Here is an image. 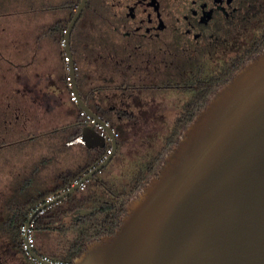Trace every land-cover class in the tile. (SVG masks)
<instances>
[{
  "label": "flooded vegetation",
  "instance_id": "1",
  "mask_svg": "<svg viewBox=\"0 0 264 264\" xmlns=\"http://www.w3.org/2000/svg\"><path fill=\"white\" fill-rule=\"evenodd\" d=\"M81 1L60 2L49 27L51 31L57 23L65 26L59 42L64 58L65 31ZM71 48L76 61L80 51L90 55L85 68L89 71H84L82 80L99 88L98 98L115 103L122 121H173L183 113L192 91L210 88L264 49V0H86L71 31ZM34 49L29 40L19 43L4 36L0 72L14 50L33 56ZM64 60L69 73V62ZM18 92L23 97L15 98ZM34 92L27 83L20 91L0 90V264H43L35 262L31 248L25 247L22 226L18 234V211L38 197L40 203L30 215L49 195L65 189L42 199L46 191L31 192L20 182L32 175L28 170L27 177L21 176L13 151L32 140L34 133L29 130L37 123L34 118L47 119L53 109L47 91L37 98ZM61 100L58 95L55 103ZM53 203L33 217L34 234L35 217ZM37 247L36 241L32 249L46 254Z\"/></svg>",
  "mask_w": 264,
  "mask_h": 264
},
{
  "label": "water",
  "instance_id": "2",
  "mask_svg": "<svg viewBox=\"0 0 264 264\" xmlns=\"http://www.w3.org/2000/svg\"><path fill=\"white\" fill-rule=\"evenodd\" d=\"M85 2L64 36L77 105L95 119H84L77 136L88 146H105L100 122L112 151L37 206L26 228L40 210L100 171L118 148L115 128L90 106L77 82L71 31ZM27 236L26 229V242ZM66 264H264V49L218 85L184 125L155 173L127 199L115 230L87 241Z\"/></svg>",
  "mask_w": 264,
  "mask_h": 264
},
{
  "label": "trees",
  "instance_id": "3",
  "mask_svg": "<svg viewBox=\"0 0 264 264\" xmlns=\"http://www.w3.org/2000/svg\"><path fill=\"white\" fill-rule=\"evenodd\" d=\"M64 28L65 26H59L58 23L52 26L51 32L59 33V42L64 35ZM62 58L65 59L63 52ZM75 62L77 82L83 97L96 112L110 122L119 134L116 153L100 171L85 181L83 188L75 189L35 217L37 249L53 259L68 262L82 252L87 241L115 230L130 195L136 192L151 174L155 173L157 166L163 160L165 151L178 139L182 128L192 119L194 113L204 105L209 94L216 89L215 85L225 82L231 76L229 73L225 74L215 84L212 83L210 88L192 91L191 97L183 107V113L177 120L161 122V124L155 120L122 121L117 116L119 109L113 105L115 103L98 98L99 88H81L78 80L82 79V72L80 65L76 60ZM62 69L60 78L65 85L66 93L70 96L68 71L66 66ZM119 87L114 85L113 88ZM78 110H80L79 107ZM83 120L84 117H76L70 122L55 125L46 131L53 136L61 134L60 143L63 148H71L78 144L82 161L76 164L75 168L62 174L60 181L63 182L54 190H47L42 199L74 183L102 160L107 148L111 145V140H108L105 146H88L80 141L68 144L67 141L74 140L80 133ZM130 158H133L134 163L132 162L128 168L127 163ZM39 203L40 199L35 197L26 209L18 211L19 235L20 228L28 219L30 211ZM20 246H22L21 242Z\"/></svg>",
  "mask_w": 264,
  "mask_h": 264
},
{
  "label": "crops",
  "instance_id": "4",
  "mask_svg": "<svg viewBox=\"0 0 264 264\" xmlns=\"http://www.w3.org/2000/svg\"><path fill=\"white\" fill-rule=\"evenodd\" d=\"M59 4L45 6L43 9L58 10ZM52 21L53 18H50L46 21L47 26H43L45 27L42 28V31L44 30V35L40 30H37L34 33H31L33 35L32 37L22 39V42L28 40L32 42L35 48L33 56L28 52L26 55L23 51L14 50V53L8 56L10 59L9 62H5L6 68L0 72V90L2 91H20L24 88L25 83H27L28 89L35 91L34 98L43 97L46 91L49 93L48 105L53 107V109L51 108L49 111L47 119L39 121V119L37 120L34 118V122L37 123L30 126L29 130L31 133H34V135L31 137V141L25 142L29 145H27L25 149L16 148V150L13 151L17 155V153H19L18 150L20 149L22 153L27 156V162H31L32 165L34 164L35 159L38 160L45 155L47 149L43 145L41 151L42 153L40 154V151L37 152L34 149V145L31 146V142L34 144L36 138L42 137L43 142H45L46 137L48 140L46 143H50V141H52V148L61 146V134L59 136H53L49 134V132L40 134V131H46L55 125L70 122L76 118L75 115L79 112L78 107L74 105V103L70 100V96L66 93L65 85L60 78L63 72L62 67L64 66V60L60 51L61 46L59 43V36L49 30V27L53 23ZM15 41L19 42L17 38H15ZM88 58H90V55L88 54L86 56L84 51H80L77 58V63L80 65V68L83 67L81 70L84 75V71H89L86 70L89 65ZM25 61L30 64L25 66ZM87 88H89V84H86V89ZM21 95L22 94H19L18 92V94H15L14 97L21 98L23 97ZM58 95H61L62 100L56 104L55 98ZM0 98H3V96L1 95ZM77 141L79 140L74 139L67 141V143L71 145ZM47 147L51 148V145L49 144ZM74 154H76V152ZM75 158H77V155H75ZM74 162L76 163V160H74ZM30 169H34V167L30 166Z\"/></svg>",
  "mask_w": 264,
  "mask_h": 264
},
{
  "label": "rangeland",
  "instance_id": "5",
  "mask_svg": "<svg viewBox=\"0 0 264 264\" xmlns=\"http://www.w3.org/2000/svg\"><path fill=\"white\" fill-rule=\"evenodd\" d=\"M58 1L63 2V0H0V42L4 36L17 38L19 43H21L22 39L32 37L31 33L37 30H40L43 34L44 30L42 31V28H45L43 27L44 25L47 26L46 21L58 14L57 10H46L43 7L59 4L60 2ZM74 46H76L75 42ZM81 75L82 77L85 76L82 73ZM81 82H83L82 79ZM83 88L86 89L84 82ZM42 139V137H39L36 138L34 144L31 142V146L34 145V149L37 152L40 151V154L42 153L43 145L47 148L45 155L38 160L35 159L33 165L31 162H27V156L20 149L18 150L19 153L15 154L16 166L22 171L21 176L27 177L29 174L32 175V177L29 176V180L20 181L24 184V189L31 192L54 190L63 182L60 181V176L75 168L76 164L82 161V156H80L81 150L79 151L80 146L78 144L71 148H63L62 146L52 148V141L46 143L48 141L47 138L45 137V142ZM23 144V146L19 147L25 149L29 145L28 143ZM49 144L51 148L47 147ZM75 152L76 154H74ZM75 155H77V158H75ZM74 160H76V163ZM132 162L133 158H130L127 163L128 168ZM30 166L34 167L32 172H30Z\"/></svg>",
  "mask_w": 264,
  "mask_h": 264
},
{
  "label": "built area",
  "instance_id": "6",
  "mask_svg": "<svg viewBox=\"0 0 264 264\" xmlns=\"http://www.w3.org/2000/svg\"><path fill=\"white\" fill-rule=\"evenodd\" d=\"M69 58H70V57L66 54V55H65V59L68 61ZM68 68H69V66H68ZM75 68H77V66H75ZM67 79H68V84H69V86H70V99H71L72 101H74V102L77 103V102H78V96H77V94L74 92V90H73L72 87H71L72 82H71V78H70L69 73H68ZM79 113H80V115H82V116L84 117V119L87 120V121H94V120H95V119H94L89 113H87V112H86L84 109H82V108H80ZM107 123H108V122H107ZM96 126H97V128L100 130V132L106 136L107 141L110 140V135L107 133V131H106L104 125H103L102 123H100V122H96ZM114 133H115L117 136H118V134H119L118 131H117L116 129H114ZM76 140H81V136H80V135L77 136V137H76ZM111 151H112V145H110V146L107 148V150H106V152H105L103 158H104L108 153H110ZM103 158H102V159H103ZM74 182H75V181H74ZM84 186H85V182H82L81 185H80V187L83 188ZM54 197H55L54 195H49V197H47L46 201H47V200H51V199H53ZM32 227H33V223H32V222L30 223V225H29L28 228H26L25 225H22V231H26V229H27V235H28V236H27V242L25 243V247H27V248H32V247L35 245V243H36L35 234H34V232H33ZM31 256H32V255H31ZM41 257H42V259H39V258H37V257L34 256V255L32 256V258L34 259V261L37 262V263H43V264H45L43 260H51V261H55V262H57V263H59V264H66V263H68V261H64V260H61V259H53L51 256H49V255H47V254H42Z\"/></svg>",
  "mask_w": 264,
  "mask_h": 264
}]
</instances>
